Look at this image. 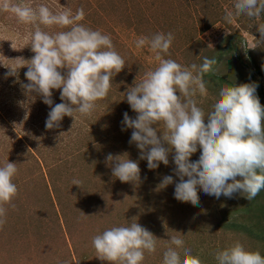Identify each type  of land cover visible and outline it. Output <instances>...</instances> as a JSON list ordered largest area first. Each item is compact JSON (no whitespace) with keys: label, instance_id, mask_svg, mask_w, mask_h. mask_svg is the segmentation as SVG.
<instances>
[{"label":"rangeland","instance_id":"1","mask_svg":"<svg viewBox=\"0 0 264 264\" xmlns=\"http://www.w3.org/2000/svg\"><path fill=\"white\" fill-rule=\"evenodd\" d=\"M31 2L48 4L54 11L70 7L75 13L83 8L80 23L110 35L126 65L112 78L107 97L96 102L90 117L76 114L74 122L65 116L59 128L46 129L50 107L40 95L21 87L28 83L27 67L19 66L34 56L31 26L0 11V166L8 159L18 167L13 180L18 188L12 201L15 208L5 206L6 223L0 228V264H109L96 257L92 238L133 222L158 238L156 252H146L143 264H162L171 236L182 238L184 247L203 264H217L214 253L235 241L264 256V190L248 201L240 192L217 199L198 186V206L178 201L174 153L169 154L167 166L160 163L149 170L135 143H129L133 130L122 124L125 112L133 119L137 115L127 102V90L158 65L154 53L148 47L138 49L135 42L161 32L175 37L165 59L183 66L200 65L204 57L217 60L204 75L207 95L196 97L206 113L225 85L258 83L257 95L264 106V42H257L264 13L259 18L242 14L229 23L225 15L235 11V0ZM10 68H19L18 77L6 76ZM60 91L52 90L53 106L62 102ZM156 127L163 131L162 125ZM110 153L138 161L140 181L123 183L115 178L106 163ZM199 156L198 148L190 159ZM166 175H172L174 183L160 188ZM73 180L82 185H73Z\"/></svg>","mask_w":264,"mask_h":264},{"label":"clouds","instance_id":"2","mask_svg":"<svg viewBox=\"0 0 264 264\" xmlns=\"http://www.w3.org/2000/svg\"><path fill=\"white\" fill-rule=\"evenodd\" d=\"M234 10L225 15L229 23L242 14L259 18L264 13V0H235ZM0 11L31 26L29 44L34 56L19 66L27 67L24 75L28 83H22L21 87L27 93L40 95L50 107L46 129L59 128L65 116L73 117L74 122L76 114L90 117L96 102L107 97L112 78L126 65L111 36L80 23L85 17L83 8L73 13L70 7L54 11L48 4L34 5L31 0H0ZM53 27L66 30L55 33L44 30ZM257 31L260 33L257 42H264V23L258 24ZM174 39L172 32H161L142 36L135 42L138 49L148 47L158 65L127 90V102L137 114L134 119L127 112L123 114L122 124L133 130L129 143H135L140 159L147 160L149 170L157 169L160 163L167 166L169 154L174 153L173 171L179 178L174 197L178 201L198 206V186L217 199L221 195L232 198L240 192L251 201L264 190V106L257 95L259 85L252 82L223 86L206 113L198 106L196 97L207 95L204 75L212 71L217 60L204 57L200 65L183 66L165 59V55H170ZM18 69L10 68L6 76L18 77ZM53 89L61 90L62 101L54 106ZM159 125L162 132L156 127ZM198 148L200 156L192 161L190 158ZM124 155H107L106 163L112 175L123 183L139 182L138 161L129 159L128 155L125 159ZM17 173V164L8 159L0 166V228L6 223L5 206L15 208L12 201L18 195V188L13 180ZM173 183V176L166 175L159 187ZM72 184L81 186L82 181L73 180ZM157 240L147 228L133 222L129 226L108 228L95 235L91 243L101 261L143 264L146 252H156ZM214 259L217 264H264L259 251L247 249L240 241L218 249ZM162 264H203V261L184 247L182 238L171 236Z\"/></svg>","mask_w":264,"mask_h":264}]
</instances>
